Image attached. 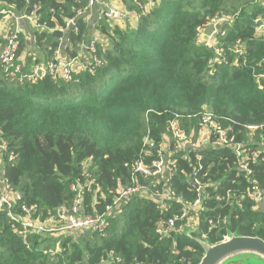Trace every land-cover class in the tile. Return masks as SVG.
I'll return each mask as SVG.
<instances>
[{
  "label": "trees",
  "instance_id": "16d2710c",
  "mask_svg": "<svg viewBox=\"0 0 264 264\" xmlns=\"http://www.w3.org/2000/svg\"><path fill=\"white\" fill-rule=\"evenodd\" d=\"M124 1L138 13L137 26L122 32L102 23L100 31L109 38L110 48L100 41L99 55L105 65L95 74L82 72L67 83L50 78L20 83L0 73V168L26 204L53 212L68 208L74 199L71 186L85 181L82 170L87 160H91L88 171L94 188L107 193L119 180L125 183L128 172L124 164L138 156L147 130L160 139L175 114L187 116L207 109L238 125L264 124V79L256 80L264 75V65L260 66L264 36H256L254 22L264 18V0H158L146 14ZM83 3L0 0V10L13 8L19 14L38 5L42 18L53 28L62 25V11L72 18L71 8ZM219 12H239L221 38L227 64L215 62L214 52L196 42V29ZM78 26L79 35L68 36L71 42L91 33L81 20ZM22 28L20 52L26 54L32 36L41 51V41L55 45L59 35ZM237 40L246 43L244 65L228 52ZM41 52L45 56V49ZM220 152L203 153V165L220 194L231 189L238 197L236 190L243 191L248 183L236 177L231 158H220ZM11 153L14 159L9 161ZM194 161L191 155L190 162ZM182 168H187V163L179 160L173 189L192 199ZM255 174L264 182V163L256 166ZM91 199V194H85L86 206ZM242 203L238 207L235 198L230 204L213 202V209L199 214L196 232L160 241L156 225L171 212L162 214L151 201L131 200L110 218L105 238L89 232L65 238L32 235L29 247L11 231L6 214L0 212V264H96L106 250H114L122 264H199L206 253L198 241L202 233L208 246L223 242L225 235L264 241V211L252 208L253 202L247 198ZM103 205L97 206L99 212ZM218 217H226V224L210 229L208 220ZM57 241L60 252L53 257L45 253L55 249Z\"/></svg>",
  "mask_w": 264,
  "mask_h": 264
},
{
  "label": "built area",
  "instance_id": "2783aa9c",
  "mask_svg": "<svg viewBox=\"0 0 264 264\" xmlns=\"http://www.w3.org/2000/svg\"><path fill=\"white\" fill-rule=\"evenodd\" d=\"M126 1L141 10L142 14L148 13L158 2ZM258 1L260 0H254V3ZM129 8L124 0H84L83 5L71 8L74 13L72 18L65 17L62 11L59 14L62 25L53 28L42 18L38 5L24 9L19 14L13 8L1 9L0 73L20 83H36L45 78L67 83L75 80L82 72L95 74L105 65L104 59L99 55V38H103L100 31L102 23L112 29L125 27L132 17L139 18L138 13ZM238 13H216L196 29V42L212 50L215 54L214 61L218 64L228 63L221 38L225 37L227 28ZM79 20L91 29V33L87 37L81 34L80 40L71 42L68 40L71 33L79 35ZM254 22L256 36H264V18L258 17ZM22 25L37 33L59 32L56 44H49L46 39L41 41V51L45 49V56L41 51L38 54L31 51L27 54L20 52V36L24 33ZM228 52L242 59L243 65L245 64V42L237 40L228 48ZM27 57L31 58L30 62ZM261 65H264V59L261 60ZM262 78L264 79V75L256 76L257 82ZM258 88L262 89V85L259 84ZM212 151H221L220 158L225 156V160L231 158L236 177H243L247 181L248 185L243 191L236 190L240 196L237 197L231 189L220 194V188L212 182V176L202 162L205 157L203 153ZM191 155H194V162H190ZM13 159L14 155L11 153L8 160ZM179 160L187 163V168H182L181 174L190 185L188 190L194 196L192 199L179 195L173 189L172 180ZM90 161L83 163L84 183L71 186L74 193L71 205L54 212L43 211L35 204L23 202L22 194L10 185L0 168V212L6 214L11 231L27 247L32 235L65 238L89 232L105 238L110 218L120 213L129 201L137 199L153 202L162 214L171 212L170 217L161 219L156 225L155 233L160 241L173 240L176 234L183 232H196L199 228V214L213 209V202L230 204L231 199L235 198L236 205L242 207V200L247 198L253 202L252 208L264 211V182H260L255 174L256 166L264 163V124L238 125L228 118L219 119L207 109L187 116L175 114L160 139L153 138L147 130L138 156L124 164L128 172L126 182L119 180L107 193H103L98 186L94 188L95 181L88 171L89 167L87 168ZM85 194L92 196L88 206L85 205ZM101 203L104 205L99 212L97 206ZM226 222V217L211 218L208 226L210 229L219 228ZM205 238L206 235L202 233L198 241ZM224 239H229V236ZM58 252L59 241L56 242L55 249L45 251L52 257ZM76 264L88 263L79 261ZM96 264H122V258L114 250H106Z\"/></svg>",
  "mask_w": 264,
  "mask_h": 264
},
{
  "label": "water",
  "instance_id": "95a60500",
  "mask_svg": "<svg viewBox=\"0 0 264 264\" xmlns=\"http://www.w3.org/2000/svg\"><path fill=\"white\" fill-rule=\"evenodd\" d=\"M229 238H231V240L223 242V243L221 242V243L216 244L214 246H208L207 244H203V246L206 249V253L203 256V258L199 264H209L211 262L213 255L218 250L231 249L240 242L244 243V244L251 245L252 247H247L244 249H237V250L231 251L228 254H225V255L221 256L219 259H217L215 264H220L222 262V260H224V258L227 257L228 255H231L233 253L240 252V251H242V252L243 251H253V252H258V253L264 254V241L259 239V238L236 237L234 235L229 236Z\"/></svg>",
  "mask_w": 264,
  "mask_h": 264
},
{
  "label": "rangeland",
  "instance_id": "374dc122",
  "mask_svg": "<svg viewBox=\"0 0 264 264\" xmlns=\"http://www.w3.org/2000/svg\"><path fill=\"white\" fill-rule=\"evenodd\" d=\"M213 17V16H212ZM126 27V26H125ZM125 27H121L118 28L120 31L125 32V31H133L135 30V24L133 23V25H128L127 28ZM33 40V43H32ZM32 40H30V51L34 52L36 54H38V51L40 52V50L37 48V43L35 42V36H32ZM102 40V44L104 47L110 48V40L109 38H102V36L99 38V41ZM89 167V164H87V168ZM228 235H225V237H227ZM231 240V238L229 239H224L223 242L229 241ZM222 242V243H223ZM201 243L205 244L203 241H201ZM238 260H235V259ZM252 263V264H264V254L258 253V252H253V251H240V252H236L233 253L231 255H228L227 257L224 258V260H222V262L220 264H236V263Z\"/></svg>",
  "mask_w": 264,
  "mask_h": 264
},
{
  "label": "bare ground",
  "instance_id": "6f19581e",
  "mask_svg": "<svg viewBox=\"0 0 264 264\" xmlns=\"http://www.w3.org/2000/svg\"><path fill=\"white\" fill-rule=\"evenodd\" d=\"M247 247H252L251 245L248 244H244V243H238L237 245H235L233 248L228 249V250H218L212 257L211 262L209 264H215V262L217 261V259H219L221 256L228 254L231 251L237 250V249H244Z\"/></svg>",
  "mask_w": 264,
  "mask_h": 264
},
{
  "label": "crops",
  "instance_id": "0c3cea01",
  "mask_svg": "<svg viewBox=\"0 0 264 264\" xmlns=\"http://www.w3.org/2000/svg\"><path fill=\"white\" fill-rule=\"evenodd\" d=\"M124 2H125V1H124ZM125 4H126V3H125ZM126 6H127V8H128V6H130V5H127V4H126ZM131 6H132V5H131ZM137 22H138V17H132L131 22H130L129 24H127L125 28H127L128 25H133V23L135 24V27H136V26H137Z\"/></svg>",
  "mask_w": 264,
  "mask_h": 264
}]
</instances>
